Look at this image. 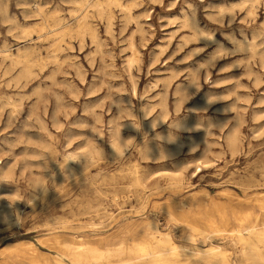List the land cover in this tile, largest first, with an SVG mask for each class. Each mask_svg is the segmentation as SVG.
<instances>
[{"label": "rangeland", "instance_id": "obj_1", "mask_svg": "<svg viewBox=\"0 0 264 264\" xmlns=\"http://www.w3.org/2000/svg\"><path fill=\"white\" fill-rule=\"evenodd\" d=\"M83 1L0 0V50L12 54L0 51V262L9 250L32 245L40 263L63 257L71 264L62 256L69 242L135 245V238L138 255L149 258L155 240L141 237L140 230L134 231L137 237L120 234L148 221L169 231L180 251L195 252L185 237L191 205L194 210L200 203L214 206L215 218L231 204L240 210L253 199L264 204V76L259 67L264 0L255 8L254 23H249V7L241 10L252 0L104 1L107 12L84 7ZM131 5L138 6L130 13L123 10ZM84 14L95 35L80 27ZM186 18L191 26L196 20L214 41L200 37L186 43L192 35L182 27ZM60 24L65 28L58 29ZM132 42L138 52L129 64ZM254 54L257 61L249 71ZM138 59L139 71L134 67ZM201 64V75L211 76V85L202 81L204 88L225 97L216 109L237 111L216 113L218 126L227 125L223 132L213 128L216 139L196 132L199 143L192 144V152L179 144L169 151L153 141L147 131L151 118L144 119L142 109L159 103L152 98L163 95L164 81H172L167 89L171 110L173 92L184 80L175 74ZM187 115L189 124L196 122L194 114ZM166 127L157 123L158 131ZM234 129L237 145L229 142ZM168 143L165 138L163 144ZM253 208L263 212L257 203ZM171 217L185 218L184 223L166 226ZM199 224L209 231L233 227L223 221ZM227 248L235 261L239 244Z\"/></svg>", "mask_w": 264, "mask_h": 264}, {"label": "bare ground", "instance_id": "obj_2", "mask_svg": "<svg viewBox=\"0 0 264 264\" xmlns=\"http://www.w3.org/2000/svg\"><path fill=\"white\" fill-rule=\"evenodd\" d=\"M104 1H106L107 3H117L121 5L120 0H84L83 3L86 5L84 7L93 6L97 7L100 12H107L108 9L105 8ZM245 2L248 1L245 0ZM250 2L253 3L254 0ZM255 13V9H252L251 7H249V9L247 10V14L250 16H253ZM86 17L87 15L84 14L79 19V25L80 27H85L87 29L92 30V33L95 35V30L87 23ZM60 22L61 21H59V23ZM68 22H70V20ZM191 24L192 28H194L196 33L204 32L197 24L196 20H192ZM64 28L65 26L63 24H60L58 29ZM245 39H247L246 36ZM130 47L132 48V55L129 56L131 57L128 60L129 64L133 62L134 56L136 52H138L133 42ZM0 51L3 52L5 56H12V54L9 53L8 48H2ZM238 140L239 137L237 135V129H234L231 132V136L229 137V142L232 145H237ZM113 146H115V144ZM70 158H72L71 155L70 157H68V159ZM260 202L261 201L258 199H253L251 201L252 205L249 204L250 207L245 208L244 210H240L237 206L235 207L233 206V204H231V207H229L228 209H224V211L220 210L215 218L213 217L212 211L214 209V206L210 204H205L204 208H202V206H200V203L198 205L199 208L196 210L198 214V222L189 224L191 229L186 233L185 236L188 237L190 241L193 240V237H197L196 243H192V245L196 249L195 252L180 251L178 249V246H176L175 242L173 241V236L169 231L162 230L155 221H148L143 225H139L138 229H123L120 231V234L123 233V237H137L138 235L135 236L134 231L140 230L141 237H148L150 240H155V250H152L150 252L151 255L149 258L144 257V254L140 256L138 255L135 245H140V243L136 240V238L134 239L136 242L135 245L127 243L126 241H120L114 244H106L105 246L90 244L87 241H82L79 243L76 241H72L68 243L70 246L66 247L69 248V250H64L62 256L67 258L71 264H114V257L128 258L127 262L125 263L122 260H118V262H116L115 264H185V261H191V264H205V259L209 261V264H245L244 258L242 255H240V253L247 252L252 245L258 244L260 242L261 237L264 236V204ZM256 203L259 206V209L263 210V212H254L255 208H253V204ZM192 206L193 205L189 207V213L194 210ZM5 217L9 218V216L7 215H5ZM202 221L205 223L208 221H212L214 224L223 221L224 224L226 223L228 225H232L233 227L231 228V230L225 228H218L209 231L201 227L199 223ZM233 224L236 225V227ZM129 234L131 235L129 236ZM214 235H221L224 237H212ZM82 239L83 238H81L80 240ZM218 239L220 240V242L217 243L216 240ZM55 240L61 244L58 237H56ZM229 243L233 245L239 244L240 253L239 255H235V261L234 258L228 254L229 249L227 248V246ZM209 250H211V254H208ZM9 252L10 253L0 262V264H51L52 262L48 257H46L43 259V262L40 263V261L36 259L37 250L33 248L32 245L20 246L14 252L11 253L10 250ZM197 253L207 255H205L204 259H196ZM55 263L68 264L63 257L56 258Z\"/></svg>", "mask_w": 264, "mask_h": 264}, {"label": "clouds", "instance_id": "obj_3", "mask_svg": "<svg viewBox=\"0 0 264 264\" xmlns=\"http://www.w3.org/2000/svg\"><path fill=\"white\" fill-rule=\"evenodd\" d=\"M153 2H162V0H153ZM260 3V0H254L253 3L242 5L241 10H243L244 7H251L252 9H255L258 4ZM138 5H131L128 8H124L123 10L125 12L130 13V10L132 7H136ZM119 7V5H117ZM192 5L189 4V8H191ZM195 15V12L192 13ZM137 20L143 19V17H137ZM255 17L253 16L252 20L249 21V23H254ZM223 23L222 20L214 21ZM183 28H188L190 32H192V35L189 37H185V41H191L193 43L198 42L200 37H206L207 40L214 41L213 35H208L205 32L195 33L192 26L189 24L187 18L182 22ZM260 34L264 36V25H260ZM255 39L252 40L253 46H255ZM259 47L264 48V43H262ZM194 51H201V49H195ZM227 53H222L221 55H225ZM257 57L255 54L252 57V60L248 61V64L250 65L249 71H251V65L256 64ZM137 71L140 70V64L139 59L138 63L134 66ZM259 67L261 69L260 75L264 76V55H261L259 57ZM205 69V65L201 64L198 69L192 70L188 69L186 70V73H177L175 74L176 78L179 76H184V80L180 82V84H177L175 91L173 92V96L175 97L174 106L171 110H169V105L167 103V89L170 87V84L172 81H164V87L165 91L163 95H158L156 97H153L152 99L158 100L159 103L153 105L149 104L145 106L142 111L144 112V119L148 120L150 119L148 129L150 135H152L154 142H160L161 147H167L169 151H171L172 145H182L184 146V150H187L188 152H192L194 150L192 146L193 143H199L194 140V133L196 132H205L206 133V140L216 139L215 133L213 132V128L216 129L218 132H223L224 128L227 127V125L218 126L221 124V122L218 119V116L216 113H218L221 116H226L228 111H237L235 107L230 109H216L215 105L218 101L224 100L225 97L222 95H218L213 93L212 87H209L208 89L204 88V83H208L211 85V76L210 73H206L204 75H201L200 70ZM202 81L204 83H202ZM235 95V93H233ZM145 96H140L141 100H144ZM199 98L202 103L196 105L192 104V101ZM185 105H188V107H185ZM159 109V111H157ZM184 113V115H182ZM188 113H192L196 116V122L189 124L188 122ZM126 115H131L130 112L126 114H122L121 118H125ZM167 117L168 119L165 120L164 118ZM133 119H136L135 117H132ZM157 123H160L161 127H164L166 125L164 131H158L157 130ZM135 128L137 131L140 130L141 125L139 121H137ZM188 137V142L185 143L184 137ZM167 138L169 141L168 145H164L163 141ZM124 144L126 146L135 147V145H129L127 141H124ZM159 195H162L163 193H158ZM184 219H177L176 217H171L167 223L166 226L171 225L172 223H184ZM188 220H190L192 223L198 222V214L196 210H193L189 216L187 217ZM14 227L19 228V224H15ZM197 237H193L192 243H196ZM211 254V250H209V253ZM205 255L207 254H201L197 253L196 259H204ZM240 255L243 256L245 264H264V236L261 237L260 242L258 244H254L251 246V248L247 252L240 253ZM185 264H191V261H185ZM205 264H209V261L205 259Z\"/></svg>", "mask_w": 264, "mask_h": 264}]
</instances>
